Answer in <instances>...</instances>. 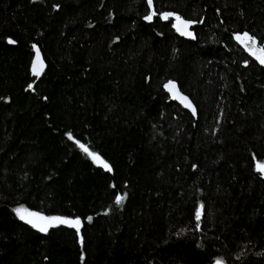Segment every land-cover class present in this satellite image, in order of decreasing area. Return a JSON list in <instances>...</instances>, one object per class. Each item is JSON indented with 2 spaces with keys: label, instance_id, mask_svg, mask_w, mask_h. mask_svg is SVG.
I'll use <instances>...</instances> for the list:
<instances>
[{
  "label": "trees",
  "instance_id": "trees-1",
  "mask_svg": "<svg viewBox=\"0 0 264 264\" xmlns=\"http://www.w3.org/2000/svg\"><path fill=\"white\" fill-rule=\"evenodd\" d=\"M245 32L264 45V0H0V264H264V67ZM19 206L80 230L40 232Z\"/></svg>",
  "mask_w": 264,
  "mask_h": 264
},
{
  "label": "snow or ice",
  "instance_id": "snow-or-ice-1",
  "mask_svg": "<svg viewBox=\"0 0 264 264\" xmlns=\"http://www.w3.org/2000/svg\"><path fill=\"white\" fill-rule=\"evenodd\" d=\"M147 3L149 7H152L153 0H147ZM156 15H157L156 11H152L151 14H146L144 16V19L148 22H151L153 17ZM173 16H174L173 13H163L161 14V19L168 20L170 17H173ZM174 18H175L176 23L173 24V27L176 29V31L179 32L180 35L182 36H187L189 38L195 39L194 34L191 31H189V28L191 27L192 24L196 22L184 20L178 15H175ZM235 39L261 65H264V45L258 46V41L255 39V37L250 36L247 32H245L243 35L237 34L235 36ZM8 42L10 44L15 43V41L11 39H9ZM33 48L35 49V59L32 62V74L35 77L39 78V76L41 75L44 69V62L40 56L39 49L35 45H33ZM29 88L31 89L32 85H29ZM165 88L172 94L173 99H179L186 108L192 111L193 115L196 114V109L193 106L192 102L188 99V97L181 95L175 82L169 81L167 84H165ZM67 135H68L69 140H74V137L70 132ZM75 143L93 161L100 163L106 170L111 171V167L108 164L104 163L98 154L91 151L85 144L80 143L78 140L75 141ZM256 171L261 173V175H264V163L257 162ZM124 199H125L124 196H117L115 202L118 205H120L123 203ZM203 207H204L203 204H201L200 207L196 211L197 221L201 219ZM15 211H16L17 216L21 220L30 224L32 227L36 228L40 232H47L50 227H55L58 224H67L71 227L76 228L77 232H79L80 230L81 221L79 218L75 220H69V219L59 217V216H51V217L44 216L39 213L29 212L28 210L24 208H17ZM88 219L91 220V217H89ZM217 264H222V261L218 260Z\"/></svg>",
  "mask_w": 264,
  "mask_h": 264
},
{
  "label": "water",
  "instance_id": "water-1",
  "mask_svg": "<svg viewBox=\"0 0 264 264\" xmlns=\"http://www.w3.org/2000/svg\"><path fill=\"white\" fill-rule=\"evenodd\" d=\"M176 23V21L174 20V22H173V24H175ZM196 26V24L194 23V24H192L191 25V27L189 28V31H191L193 34H194V31H193V28ZM172 28H173V31L175 32V34L178 36V37H180V38H183V39H185V40H187V41H194L195 39H192V38H189V37H187V36H182V35H180V33L179 32H177L176 31V29L172 26ZM243 35V34H242ZM195 36V35H194ZM235 36L236 35H234L233 36V38H234V42H235V44L239 47V48H241L245 53H247V54H249L246 50H245V48L239 43V42H237L236 41V39H235ZM9 43V42H8ZM10 44V43H9ZM258 46H259V42H258ZM250 55V54H249ZM40 56H41V58H42V55H41V53H40ZM251 56V55H250ZM251 58L252 59H254L256 62H258L253 56H251ZM35 59V49L33 48V59H32V62H33V60ZM42 60H43V58H42ZM32 62H31V66H30V70H31V76L33 77V78H35V80L36 81H38L41 77H42V75L44 74V72H45V70H46V64H45V62H44V69H43V72L41 73V75L39 76V78H37V77H35L33 74H32ZM259 63V62H258ZM263 67H264V65H262ZM168 83V82H167ZM166 83V84H167ZM176 83V82H175ZM176 85H177V83H176ZM177 87H178V85H177ZM178 89H179V87H178ZM165 92H166V94L176 103V104H178L183 110H185V111H187V112H189L193 117H196V114L195 115H193V113H192V111L190 110V109H188V108H186L185 106H184V104L183 103H181V101L179 100V99H173V96H172V94L165 88ZM179 92L181 93V95H183V96H186V95H184L181 91H180V89H179ZM187 97V96H186ZM188 99L190 100V98L188 97ZM191 101V100H190ZM192 102V101H191ZM193 104V103H192ZM193 106H194V104H193ZM195 107V106H194Z\"/></svg>",
  "mask_w": 264,
  "mask_h": 264
},
{
  "label": "rangeland",
  "instance_id": "rangeland-1",
  "mask_svg": "<svg viewBox=\"0 0 264 264\" xmlns=\"http://www.w3.org/2000/svg\"><path fill=\"white\" fill-rule=\"evenodd\" d=\"M96 163H98V162H96ZM98 164H100V163H98ZM17 208H24V209H26V210H28L29 212H32V211H30L29 209H27L26 207H24V206H19V207H17ZM16 208V209H17ZM15 209V210H16ZM14 210V212H15V215H16V217L19 219V220H21L18 216H17V214H16V211ZM62 218H64V217H62ZM65 219H69V218H65ZM69 220H75V219H69ZM21 221H23V220H21ZM23 222H25V221H23ZM26 223V222H25ZM28 224V223H27ZM30 225V224H29ZM60 225H63V226H69V225H67V224H58L57 226H60ZM31 226V225H30ZM69 227H71V226H69ZM34 228V227H33ZM74 228V227H73ZM36 229V228H35ZM37 230V229H36ZM39 231V230H38Z\"/></svg>",
  "mask_w": 264,
  "mask_h": 264
}]
</instances>
